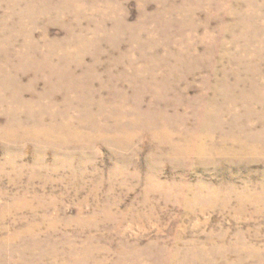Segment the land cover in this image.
Returning <instances> with one entry per match:
<instances>
[{
    "label": "rangeland",
    "instance_id": "1",
    "mask_svg": "<svg viewBox=\"0 0 264 264\" xmlns=\"http://www.w3.org/2000/svg\"><path fill=\"white\" fill-rule=\"evenodd\" d=\"M0 264H264V0H0Z\"/></svg>",
    "mask_w": 264,
    "mask_h": 264
},
{
    "label": "bare ground",
    "instance_id": "2",
    "mask_svg": "<svg viewBox=\"0 0 264 264\" xmlns=\"http://www.w3.org/2000/svg\"><path fill=\"white\" fill-rule=\"evenodd\" d=\"M187 139H188L187 140L188 146H186L185 148L188 150V152H190V151L195 152L196 150L197 151H204L205 150L204 144L197 141V140H199L198 138H195V139L194 138H187ZM177 150H178V148H177ZM182 152H186V151H184V149H182Z\"/></svg>",
    "mask_w": 264,
    "mask_h": 264
}]
</instances>
